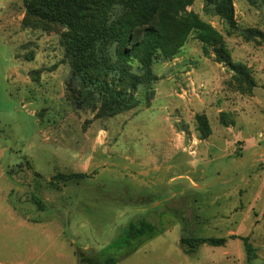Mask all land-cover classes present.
<instances>
[{"label": "rangeland", "instance_id": "1", "mask_svg": "<svg viewBox=\"0 0 264 264\" xmlns=\"http://www.w3.org/2000/svg\"><path fill=\"white\" fill-rule=\"evenodd\" d=\"M232 1L234 28L203 0L186 11L222 34L248 76L190 35L173 58L153 62L150 99L140 86L136 107L102 117L69 89L62 29L25 21L23 0H0V264H264V41L241 34L264 33V0ZM136 158L156 164L139 169ZM70 172L87 176L53 179ZM143 218L155 235L124 242ZM185 225L190 236L226 241L189 251ZM240 237L255 247L250 263Z\"/></svg>", "mask_w": 264, "mask_h": 264}, {"label": "trees", "instance_id": "2", "mask_svg": "<svg viewBox=\"0 0 264 264\" xmlns=\"http://www.w3.org/2000/svg\"><path fill=\"white\" fill-rule=\"evenodd\" d=\"M194 0H23L25 21L30 24L53 25L62 29L60 41L71 66L69 89L78 92L82 101L98 107L97 114L111 117L138 105L139 87L153 95L155 74L152 64L156 59L173 58L187 38L192 35L208 48L217 62L229 67L235 74L248 76V68L233 62L222 34L196 13L186 7ZM204 10L235 27L232 0H203ZM242 36L260 38L264 33L256 28H246ZM136 61L140 73L134 72ZM249 82H252L249 79ZM196 129L202 138L211 128L205 114H196ZM85 172L58 173L53 179L81 181ZM53 179L48 183L55 186ZM57 187V186H56ZM42 206V204H40ZM158 227L147 219L131 222L125 231L126 239L152 238ZM182 241L193 251L200 243L217 246L225 237H193L187 226L183 228ZM236 238L237 236L231 235ZM142 238V239H141ZM247 254V263L256 257L255 247L248 237H240ZM125 244V243H124ZM89 264H115L116 258L105 256L100 261L83 258Z\"/></svg>", "mask_w": 264, "mask_h": 264}, {"label": "crops", "instance_id": "3", "mask_svg": "<svg viewBox=\"0 0 264 264\" xmlns=\"http://www.w3.org/2000/svg\"><path fill=\"white\" fill-rule=\"evenodd\" d=\"M153 108V106L151 105L150 107H148V108H146L147 110L146 111H149L150 109H152ZM129 123H132V122H128L126 125H129ZM171 139V140H170ZM173 139H174V131H172L171 132V135H170V137H169V141H171V152L173 153L175 150H176V148H175V144L173 143ZM183 148V147H182ZM177 149H180V148H177ZM182 150V149H181ZM169 151H167V153H168ZM133 163L135 164V165H137L138 166V168L139 169H141V168H144V167H146V165H154V163L156 164V162L154 161V159L153 158H150L149 159V162H148V164H144L142 161L141 162H139V159L138 158H136L134 161H133ZM138 180L139 179H137V178H135V179H133V178H130V182H133V185H135V184H137L138 183ZM135 193H142L141 192V190L139 189V188H136L135 189Z\"/></svg>", "mask_w": 264, "mask_h": 264}, {"label": "water", "instance_id": "4", "mask_svg": "<svg viewBox=\"0 0 264 264\" xmlns=\"http://www.w3.org/2000/svg\"><path fill=\"white\" fill-rule=\"evenodd\" d=\"M78 264H89V263L79 261Z\"/></svg>", "mask_w": 264, "mask_h": 264}, {"label": "flooded vegetation", "instance_id": "5", "mask_svg": "<svg viewBox=\"0 0 264 264\" xmlns=\"http://www.w3.org/2000/svg\"><path fill=\"white\" fill-rule=\"evenodd\" d=\"M79 261L84 262L82 259H80Z\"/></svg>", "mask_w": 264, "mask_h": 264}]
</instances>
